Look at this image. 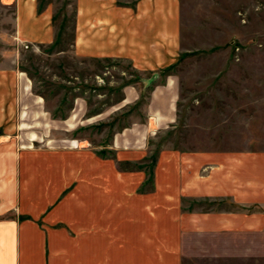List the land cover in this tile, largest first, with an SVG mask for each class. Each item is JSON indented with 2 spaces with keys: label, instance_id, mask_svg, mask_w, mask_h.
Returning a JSON list of instances; mask_svg holds the SVG:
<instances>
[{
  "label": "crops",
  "instance_id": "crops-1",
  "mask_svg": "<svg viewBox=\"0 0 264 264\" xmlns=\"http://www.w3.org/2000/svg\"><path fill=\"white\" fill-rule=\"evenodd\" d=\"M12 3L21 44L56 45L52 7ZM181 34V0H76L73 49L80 59L123 60L142 74H167L186 53ZM31 91L17 68L0 66V264H186L204 240L209 256L241 262L264 255V149H169L155 185L142 191L145 174H107L105 161L88 148L18 150L14 138L25 128ZM177 96L174 77L155 88L149 130L152 118L162 126L173 121ZM139 97L128 87L123 100ZM142 135L139 127L116 139V147L129 151L118 161H135ZM74 185L79 198L70 191Z\"/></svg>",
  "mask_w": 264,
  "mask_h": 264
},
{
  "label": "rangeland",
  "instance_id": "rangeland-1",
  "mask_svg": "<svg viewBox=\"0 0 264 264\" xmlns=\"http://www.w3.org/2000/svg\"><path fill=\"white\" fill-rule=\"evenodd\" d=\"M40 1L56 15L59 38L52 47L21 44L13 0H0V66L17 68L32 88L25 128L14 138L18 150L88 148L105 161L107 174H145L147 188L140 190L146 191L155 185L159 160L169 149H264V0H181L186 53L167 74H142L123 60L76 57V0ZM134 2L119 0L122 5ZM170 76L178 87L175 117L164 126L152 118L149 130L150 96ZM128 87L138 89L140 97L125 104ZM32 110L41 117L36 119ZM139 127L147 136L142 135L143 147L131 156L135 161H118L121 152L129 151L116 147V139ZM32 134L38 137L35 142ZM72 141L81 145L70 148ZM70 191L78 196L79 185ZM208 249L207 240L198 242L186 264H264V255L240 262L209 256Z\"/></svg>",
  "mask_w": 264,
  "mask_h": 264
}]
</instances>
